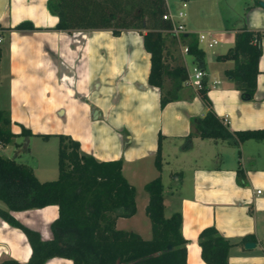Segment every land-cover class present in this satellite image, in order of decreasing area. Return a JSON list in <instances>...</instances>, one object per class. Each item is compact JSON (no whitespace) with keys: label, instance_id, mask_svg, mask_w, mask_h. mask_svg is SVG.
Instances as JSON below:
<instances>
[{"label":"crops","instance_id":"0c3cea01","mask_svg":"<svg viewBox=\"0 0 264 264\" xmlns=\"http://www.w3.org/2000/svg\"><path fill=\"white\" fill-rule=\"evenodd\" d=\"M46 1L0 0V108L9 111L14 133L9 142L26 143L25 154L16 153L23 159L19 162L28 164L38 180L56 177L57 169L45 165L43 158L47 153L53 157V143L56 152V134L69 135L97 160H121V173L134 187V213L137 199L142 209L147 200L144 182L159 173L164 216L180 213L185 264H208L201 259L196 241L198 231L207 225L233 242L227 264H264V139L231 144L196 135L193 122L205 111L197 90L184 80L171 90L164 87L168 82L164 79L163 89L172 96L160 105L159 88L147 82L149 53L136 30L113 35L109 29H56L57 17ZM244 2L241 13L222 14L217 27L222 43L211 53L210 62L204 51L199 65L181 50L177 62L164 44L166 68L172 59L173 66L182 64L187 73L185 55H189L191 67L203 69L201 81L211 109L230 130L264 126V34L250 98H243L223 72L232 61L216 58L232 45L238 27L264 33V0ZM20 21H29L33 28H14ZM21 126L30 133L19 134ZM158 135L159 171L153 165ZM8 143L0 146V154ZM0 208L6 209L1 200ZM10 213L41 238L51 237L55 204ZM134 213L118 216L115 227L138 233ZM245 234L252 235L245 241H253V246L238 242ZM29 252L24 233L0 217V260L25 262ZM42 264H71V260L52 256Z\"/></svg>","mask_w":264,"mask_h":264},{"label":"trees","instance_id":"16d2710c","mask_svg":"<svg viewBox=\"0 0 264 264\" xmlns=\"http://www.w3.org/2000/svg\"><path fill=\"white\" fill-rule=\"evenodd\" d=\"M46 6L57 17L56 29H109L113 35L123 29L136 30L149 53L147 82L159 88L160 105L172 96L170 90L163 89L165 73L175 74L178 82L184 80L186 72L182 64L167 71L164 61V36L168 34L162 31L171 26L169 19L162 17L167 12L165 0H47ZM14 28L33 26L29 21H20ZM263 34L256 29L238 27L232 45L216 55L217 59L232 61V66L223 72L246 99L255 89ZM178 41L186 45V53L201 65L203 50L197 46L195 34L181 33ZM196 90L205 107L204 113L193 122L196 135L223 139L231 144L264 139V126L228 129L212 111L202 81ZM23 133L30 132L21 126L19 134ZM13 136L9 111L0 108V146ZM56 137L57 176L53 179L38 180L28 164L0 154V200L6 205V209L0 208V217L24 233L30 248L25 262L9 257L1 259L0 264H42L52 256L69 258L71 264H185L186 240L180 233V213L175 211L164 216L159 173L142 186L147 194L143 211L150 230L149 237L142 238L133 231L115 227L118 216H129L135 211L134 187L121 173V160H97L80 150L78 142L69 135L56 134ZM153 165L160 170L159 135ZM46 204L57 207V215L49 223L51 237L47 239L10 213ZM247 239H252V235H242L238 242ZM196 241L204 262L227 264L228 248L233 242L213 225L201 228Z\"/></svg>","mask_w":264,"mask_h":264},{"label":"rangeland","instance_id":"374dc122","mask_svg":"<svg viewBox=\"0 0 264 264\" xmlns=\"http://www.w3.org/2000/svg\"><path fill=\"white\" fill-rule=\"evenodd\" d=\"M244 1H250V0H185V6L183 7L181 5V0H166L167 7L169 9V12L172 15L173 21H177L174 14L178 9H183L185 11V16L183 17V23L184 26L191 29V33L195 32L199 33H205L207 30L211 31V35L214 36L217 40L216 43H214L212 46L208 47L205 45L203 41H198L197 46L203 49L205 59H209L208 62H210V57L212 52H217L220 50V44L222 41L219 39V34L217 32V27L220 24L221 16L222 14L226 13H241L242 6L245 5ZM164 43L170 51V53L176 57V61L180 60V45L177 40H170L169 35L164 36ZM191 56V55H190ZM189 55H185V63L187 64L188 68L191 69L190 65V57ZM169 68H166L167 71H170V68L173 67V64L175 61L172 59L168 60ZM164 79L167 80L171 85L168 86V82L165 84L164 87H170L172 90L173 86L176 82H178L177 76L170 73H165ZM180 82H178L179 84ZM21 141V140H20ZM12 147V148H11ZM26 143L22 142L19 145H13L11 142L8 143V147H6L2 154L8 155L10 154V158H13L16 161L23 160L22 157H19V155H16V153H19L20 156H23L26 152ZM51 152L53 154L52 158L48 157V153L45 155L47 158H43L44 164L47 166H50L51 168L55 167L56 169V152H55V145L53 143V146H51ZM48 152V151H47ZM12 156V157H11ZM42 157V155H40ZM38 156V158H40ZM55 177V176H54ZM52 177V179L54 178ZM50 179V178H49ZM138 208L136 212L134 213V222H136L137 228H138V235L142 238L148 237L150 235L149 230V221L146 215L143 213V209L141 206V199L140 197L137 199ZM167 214V213H165Z\"/></svg>","mask_w":264,"mask_h":264},{"label":"built area","instance_id":"2783aa9c","mask_svg":"<svg viewBox=\"0 0 264 264\" xmlns=\"http://www.w3.org/2000/svg\"><path fill=\"white\" fill-rule=\"evenodd\" d=\"M185 0H181V5L185 6ZM177 21H173L171 13L167 10L165 14L162 15V17L169 19L171 22V26L163 30V33H167L170 37L174 38L175 40H179V35L181 33H185V26L183 23V17L185 16V11L183 9H178L176 13L174 14ZM196 41H203L206 46L210 47L215 42L216 39L210 35L209 32L205 33H197L195 35ZM181 51L186 53L187 47L185 44H180ZM204 74V71L201 67L198 65H193L189 71H187L186 76L184 78V82L193 87L194 89H198L201 86V78ZM258 192V190H257Z\"/></svg>","mask_w":264,"mask_h":264},{"label":"water","instance_id":"95a60500","mask_svg":"<svg viewBox=\"0 0 264 264\" xmlns=\"http://www.w3.org/2000/svg\"><path fill=\"white\" fill-rule=\"evenodd\" d=\"M258 3L260 5H262L261 1H258ZM253 244H254L253 241H244V243H243L244 247H251V246H253Z\"/></svg>","mask_w":264,"mask_h":264}]
</instances>
